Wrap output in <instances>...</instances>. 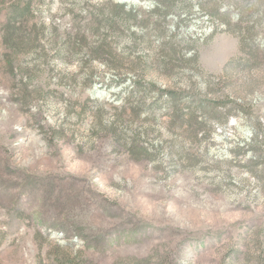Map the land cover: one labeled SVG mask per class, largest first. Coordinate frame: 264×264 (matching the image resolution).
<instances>
[{
  "label": "rangeland",
  "instance_id": "obj_1",
  "mask_svg": "<svg viewBox=\"0 0 264 264\" xmlns=\"http://www.w3.org/2000/svg\"><path fill=\"white\" fill-rule=\"evenodd\" d=\"M28 1L0 0V264H264V0H165L108 35L119 71L88 51L106 0H30L9 50Z\"/></svg>",
  "mask_w": 264,
  "mask_h": 264
},
{
  "label": "trees",
  "instance_id": "obj_2",
  "mask_svg": "<svg viewBox=\"0 0 264 264\" xmlns=\"http://www.w3.org/2000/svg\"><path fill=\"white\" fill-rule=\"evenodd\" d=\"M95 10V13L97 14L94 15V21H92V28H90V30L99 35L100 40L97 46H91L88 48V51L91 54V60L98 61L108 68L119 71L122 68V60L114 53L115 49L113 44L108 40V35L114 34L115 32L120 34L122 30L129 31L130 25L146 28L149 24L150 18L154 14H161L160 18L163 21H166L170 8H168L165 0H160V4L157 7L146 13L139 6L127 7L125 4L106 0ZM29 18H33L32 2L30 0L23 6H17L11 9L8 19L2 28L3 44L9 50L15 52L21 48L25 37L24 25ZM131 34L135 36L133 32ZM34 36L33 39L36 43L37 36ZM165 46L166 44H164V46L162 45V49ZM86 47H88L86 34H80V31H78L73 35L68 34L55 54L58 58H62L65 55L78 53ZM172 51L174 50L172 49ZM135 85L139 88L144 87L149 90L155 89L152 84L145 85L143 83L141 84L139 81L135 82ZM160 99H164L167 108H171V114L176 117L183 116L182 109L179 107L182 98H180L178 93L171 90H162L160 91ZM217 103L220 107L224 108L229 104L234 107H239L238 104L230 101L223 100ZM196 124L198 125V123Z\"/></svg>",
  "mask_w": 264,
  "mask_h": 264
},
{
  "label": "water",
  "instance_id": "obj_3",
  "mask_svg": "<svg viewBox=\"0 0 264 264\" xmlns=\"http://www.w3.org/2000/svg\"><path fill=\"white\" fill-rule=\"evenodd\" d=\"M117 2H119V3H124V2H126L127 0H116Z\"/></svg>",
  "mask_w": 264,
  "mask_h": 264
}]
</instances>
